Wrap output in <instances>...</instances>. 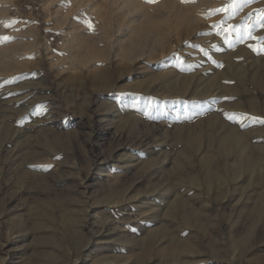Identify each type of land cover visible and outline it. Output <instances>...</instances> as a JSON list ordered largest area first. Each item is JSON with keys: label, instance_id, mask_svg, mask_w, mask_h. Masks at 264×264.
I'll return each mask as SVG.
<instances>
[{"label": "rangeland", "instance_id": "1", "mask_svg": "<svg viewBox=\"0 0 264 264\" xmlns=\"http://www.w3.org/2000/svg\"><path fill=\"white\" fill-rule=\"evenodd\" d=\"M72 36L110 65L114 89L59 82ZM3 37L19 54L0 86V264H264V170L247 163L264 157V0H0ZM125 50L165 65L122 76ZM119 85L154 104L127 118ZM228 128L253 151H221Z\"/></svg>", "mask_w": 264, "mask_h": 264}, {"label": "bare ground", "instance_id": "2", "mask_svg": "<svg viewBox=\"0 0 264 264\" xmlns=\"http://www.w3.org/2000/svg\"><path fill=\"white\" fill-rule=\"evenodd\" d=\"M182 19V18H181ZM186 20V19H184ZM33 36V35H32ZM73 37V36H72ZM34 38V37H33ZM74 38V37H73ZM82 39V38H81ZM81 39H78V37H75L73 39V42H72V50H73V53L71 54L70 59L69 61L66 60L64 61V63L62 64L63 66H61V71L60 73H57V76L59 78V82L60 83H64V82H79L81 83V80L84 79L85 77L87 76H90L92 77V82L94 84H98V83H101V88L103 90H111V89H114L115 88V85H110L109 82H108V78H110L112 76V69L110 67V65H106L105 61H94V50L92 49L91 47V43L89 41H83ZM34 42V40H33ZM20 43V42H19ZM220 43V42H219ZM7 47V46H5ZM20 47V46H19ZM21 48V47H20ZM19 49L17 50H14V51H11V52H7L6 49L3 51L0 50V86L2 87H5L7 88V85L8 83L10 82L9 79H7L5 77V74H6V71L8 70L9 66H10V63L8 61V59L12 58L11 56L16 53V54H19ZM71 50V51H72ZM171 51V50H170ZM170 51H165L164 53H166L167 55L170 54ZM262 54V53H261ZM131 52L128 51V50H125L124 53H123V57L125 58V61L128 63L127 65H125L124 67H120L118 68L119 70V73L120 75L122 74L125 75L126 73H131V70H132V66L138 62V61H145V62H148L150 65H153V64H156L157 65V68H161L163 65L165 64H161V63H164L163 61L161 63H158L160 62V59L158 57H155L152 53H148V54H145V53H141L139 55H136V56H131ZM69 56V55H68ZM67 56V57H68ZM51 57V56H50ZM199 57V56H198ZM11 60V59H10ZM144 62V63H145ZM36 63V62H35ZM40 63V62H39ZM38 64H35V65H31L33 66V69L32 71L30 72H27V74H31L34 72V70L36 71L37 67H38ZM169 63V62H168ZM143 64V63H142ZM171 64V63H170ZM61 65V64H60ZM123 65V63H122ZM191 65V64H190ZM143 66V65H142ZM148 65H146V70H147ZM29 70H31V68H27ZM75 71V70H80L79 71V74L77 75H71L72 74V71ZM214 71V70H213ZM36 74V73H35ZM151 77V76H150ZM44 78V77H43ZM42 77H37L35 75L32 76L29 75V79L30 81L33 80L35 83L39 80L42 81V85H44V83L46 82ZM201 78V77H200ZM152 80L156 79L155 77L152 78ZM27 80V79H26ZM37 80V81H36ZM240 80V79H239ZM29 81V80H28ZM115 81V80H114ZM118 81V80H117ZM116 81V82H117ZM149 82H150V79H149ZM148 82V83H149ZM12 83V82H11ZM30 83V82H29ZM112 83V82H111ZM146 83V82H145ZM147 83V84H148ZM37 84H40L39 82H37L35 85V88H36V85ZM47 84V83H46ZM144 84V82L142 83ZM32 85V84H31ZM117 85V84H116ZM141 85V84H140ZM28 86V84H27ZM38 86V85H37ZM49 86V85H48ZM120 86V85H119ZM30 87V86H29ZM28 87V88H29ZM47 87V86H46ZM81 87V86H80ZM126 86H120L119 87V95L117 96L118 100H120V105H119V111H120V108H122L123 110H127L126 112H124V116H127V118H134L136 119L138 117V113L137 111L144 107V108H150L152 104H154L153 101H148L146 99H143V98H140V99H137L136 96L137 94L136 93H131L130 95L129 94H126L124 92V89L126 90L125 88ZM131 87V85L129 86ZM128 87V88H129ZM246 88L242 89L243 93L247 95V99H248V103H249V106H250V112L251 111H256V107L254 106H258V108L260 107L261 105V100L260 98L258 97V95L256 94V90L258 89L257 87H254L255 91L251 90L252 88H250L249 86H245ZM8 88H10L8 86ZM26 88V87H25ZM42 88V87H41ZM49 88V87H48ZM51 88V87H50ZM135 88V87H134ZM243 88V87H242ZM24 89V88H23ZM22 89V90H23ZM39 89V88H38ZM133 89V88H132ZM41 90V89H40ZM50 90V89H49ZM129 90V89H128ZM137 90V89H136ZM139 90V89H138ZM33 91V90H32ZM42 91H44L46 93V95L50 92L48 91L46 88H42ZM140 91V90H139ZM9 92V91H8ZM31 92V90H30ZM29 92V93H30ZM135 92V91H134ZM137 92V91H136ZM87 96L89 97L90 96V93L87 92ZM33 94L32 92L30 93V95ZM28 95V94H27ZM9 96V95H8ZM21 96V95H20ZM51 96V95H50ZM128 96H131L130 98H128ZM199 96V95H198ZM201 96V95H200ZM24 97V94L23 96ZM30 97V96H29ZM240 97V96H238ZM242 97V96H241ZM5 98V97H4ZM21 98V97H20ZM25 98H26V94H25ZM49 98V97H48ZM135 98V99H134ZM17 99V98H16ZM19 99V98H18ZM51 100V102H49L50 106L52 105H57V102L55 100V98H49ZM89 99V98H88ZM87 99V100H88ZM238 99V98H237ZM5 100V99H4ZM20 100V99H19ZM27 100V99H26ZM25 100V101H26ZM29 100V99H28ZM31 100V99H30ZM18 101V100H17ZM16 101V102H17ZM33 102V100H32ZM245 102V101H244ZM26 103V102H24ZM246 103V102H245ZM18 104V102L16 103ZM244 104V103H243ZM242 102L240 105H243ZM15 105V104H14ZM13 105V106H14ZM239 105V104H238ZM8 106V105H7ZM17 106V105H16ZM20 106V105H19ZM246 106V105H244ZM12 107V106H10ZM24 107V106H23ZM248 107V106H247ZM15 108V107H14ZM22 108V107H21ZM58 108V106H57ZM129 108V110H128ZM113 109V108H112ZM111 109V110H112ZM118 109V108H115V110ZM121 109V110H122ZM241 109V108H240ZM247 109V108H245ZM59 110V109H58ZM122 110V111H123ZM244 110V109H243ZM242 110V112H244ZM117 111V110H116ZM248 111V112H249ZM258 111V110H257ZM118 112V111H117ZM252 112V113H253ZM247 114V112H245ZM259 113V112H256V114ZM246 114H244V117L246 116ZM248 115V114H247ZM258 115V114H257ZM123 116V115H122ZM253 116V115H252ZM240 117V116H239ZM256 117V116H255ZM124 118V117H123ZM243 118V116H242ZM257 118V117H256ZM239 119V118H238ZM245 119V118H244ZM249 119V118H248ZM247 119V120H248ZM51 120V119H50ZM128 120V119H127ZM247 120H245L247 122ZM244 122V124L246 123ZM37 126H31L32 128L30 129H27L28 131H31V130H36V128H39L40 129H45V126L41 125V122L38 120L37 121ZM242 123V122H241ZM229 129V128H228ZM38 130V129H37ZM38 130V131H39ZM241 131V130H240ZM221 140H220V149L221 151H225V152H230L232 150H235L237 149L238 151L240 152H245L247 151L249 148H252V151H253V147H252V139H247V136L241 134L239 132V130H235V129H232L230 128L228 130V133H226L225 135H222L221 136ZM19 139V138H18ZM255 140V139H254ZM16 141H19V140H16ZM19 145V144H18ZM259 150H261L260 152H263L264 151V147L263 146H260ZM249 153V152H248ZM245 154V153H243ZM242 154V155H243ZM255 154H252L248 157V168L253 171L255 174V171L257 170V168H261L260 170H264V157L262 158H258L257 160L255 159ZM260 155V154H259ZM50 157H52V159H48L49 161H53L54 160V156L51 155ZM213 154H212V150H208L207 151V154L204 155V157L202 158V162L204 163L205 167H207V170H208V174H206L207 176L210 177V179H213L216 177H218L219 175H217V173L215 172V170L213 169V166H212V160L214 159L213 158ZM203 165V164H202ZM261 172V171H260ZM252 175V174H251ZM237 176V173H234L232 175L233 178H236ZM194 179V182L196 181L195 178ZM252 185L251 184V188H252ZM257 185V184H256ZM254 186V185H253ZM254 188V187H253ZM257 188V187H256ZM255 188V189H256ZM261 188V187H260ZM251 191V190H250ZM83 196V195H82ZM76 202V201H75ZM175 202H177L176 200L174 201H171L170 202V205H174ZM164 203V202H163ZM76 210H73V209H70L69 208H66V210L64 209L63 211V217H62V220L63 221H68V220H71L73 217H75V214H76ZM82 222L84 223L85 221V218H86V215H84V217L82 216ZM47 219V218H46ZM87 219V218H86ZM45 223V222H44ZM82 223V224H83ZM48 224V223H47ZM187 224V223H186ZM189 224V222H188ZM187 224V225H188ZM196 224V223H195ZM43 225V224H42ZM49 225V224H48ZM81 225V224H80ZM85 226V225H84ZM190 227V226H189ZM83 228V227H82ZM170 244H173L175 246L176 249H180V248H183V249H188V251H194V248H192L191 246L189 245H186L188 244L187 242L185 243L184 241H180V240H172V241H169ZM1 262V261H0ZM4 262V261H3ZM3 264V263H1Z\"/></svg>", "mask_w": 264, "mask_h": 264}, {"label": "snow or ice", "instance_id": "3", "mask_svg": "<svg viewBox=\"0 0 264 264\" xmlns=\"http://www.w3.org/2000/svg\"><path fill=\"white\" fill-rule=\"evenodd\" d=\"M147 2L152 3V2H155V0H147ZM184 2H189V0H184ZM229 7H234V4L233 5H229ZM218 11H224V9H220ZM12 23H16V22L13 21ZM0 39L7 40L8 38L7 37H3V38H0ZM254 50L257 51L258 54L264 53V42L261 43V47H259L258 49H254ZM260 122L264 123V121H260Z\"/></svg>", "mask_w": 264, "mask_h": 264}]
</instances>
